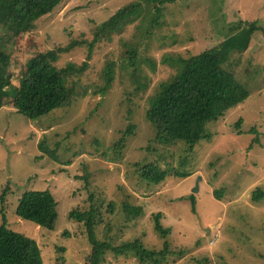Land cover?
Returning a JSON list of instances; mask_svg holds the SVG:
<instances>
[{
	"label": "rangeland",
	"instance_id": "1",
	"mask_svg": "<svg viewBox=\"0 0 264 264\" xmlns=\"http://www.w3.org/2000/svg\"><path fill=\"white\" fill-rule=\"evenodd\" d=\"M132 1L64 0L19 36L0 25V48L10 54L13 83L32 56L82 36L92 38L98 26ZM250 22H257L260 30L245 51L232 52L224 64L249 97L224 119L207 125L211 138L194 146L184 165L189 176L176 179L184 145L157 141L156 127L145 115L149 97L174 72L163 58L209 49ZM131 42L139 46L142 58L156 62L155 70L149 63L142 65L150 84L146 92H136L130 74L125 44ZM85 59V48H74L59 63ZM110 59L117 63L116 77L102 93V69ZM88 63L80 77L84 95L39 121L18 113L11 94L1 106L0 224L4 217L8 228L35 239L45 264H86L91 244L85 226L70 212L91 207H98L103 217L101 238L110 225L109 237L116 243L139 238L147 248L159 250L167 240L170 253L163 264H264V0L179 1L167 7L164 24L153 37L144 38L136 25L130 26L96 47ZM131 124L136 130L116 160L113 146ZM44 139L50 150L57 147V160L40 149ZM148 163L168 172L162 183L140 177L138 168ZM30 190H48L55 197L58 219L53 229L16 215L19 198ZM253 193L259 198L253 199ZM125 205L142 211L130 219ZM157 213L171 228L167 237L155 229ZM104 264L142 263L133 254L108 253Z\"/></svg>",
	"mask_w": 264,
	"mask_h": 264
},
{
	"label": "trees",
	"instance_id": "2",
	"mask_svg": "<svg viewBox=\"0 0 264 264\" xmlns=\"http://www.w3.org/2000/svg\"><path fill=\"white\" fill-rule=\"evenodd\" d=\"M62 1L64 0H0V25L19 36L32 30L38 20L51 14ZM179 1L182 0H134L123 5L92 32V38L82 36L79 40H72L68 44L32 56L25 62L17 84L12 81L10 54L0 48V108L11 94L14 97V109L18 113L31 121H39L52 111L69 106L76 97L85 93L80 77L89 68L88 60L92 59L96 47L102 42L112 41L133 25L137 26L144 38L153 37L164 24L167 7ZM258 30L260 27L257 22L240 24L232 30L230 37L209 49L196 54L164 56L163 63L171 66L174 72L149 97L145 115L156 127L157 141L184 145L180 170L174 172L176 179L189 176L184 165L190 159L194 146L201 140L211 138L207 125L224 119L232 109L249 97V90L232 72L224 68V64L232 52L245 51L252 35ZM125 47L136 92H146L150 84L142 65L149 63L151 69L155 70L156 62L151 57L142 58L139 46L133 42L126 43ZM74 48H85L86 59L80 63L68 61L60 64L61 55ZM116 65L111 59L105 62L102 69L105 82L102 93L111 89L116 77ZM241 124L242 120H239L237 126L240 127ZM135 130L136 125H129L113 146L116 160L121 158L128 136L133 135ZM39 145L50 159L57 160V147L50 150L45 139ZM138 170L143 180L155 184L162 183L169 175L156 163L145 164ZM256 194L253 193V199L259 198ZM57 206L50 191L30 190L19 198L15 213L22 220L53 229L58 219ZM123 211L133 219L138 217L142 207L125 205ZM70 216L85 226L87 239L91 244V251L85 257L86 264H104L108 253L118 257L133 254L142 264H163L170 253L167 240L159 250L147 248L139 238L116 243L109 237L110 225L106 228V237H99L98 228L103 225V217L98 207H91L86 212L72 211ZM153 218L157 233L167 237L171 228L162 224V214L157 213ZM0 264H45L38 242L8 228L4 217L0 224Z\"/></svg>",
	"mask_w": 264,
	"mask_h": 264
},
{
	"label": "water",
	"instance_id": "3",
	"mask_svg": "<svg viewBox=\"0 0 264 264\" xmlns=\"http://www.w3.org/2000/svg\"><path fill=\"white\" fill-rule=\"evenodd\" d=\"M195 189H196V188H195ZM195 191H197V189H196Z\"/></svg>",
	"mask_w": 264,
	"mask_h": 264
}]
</instances>
